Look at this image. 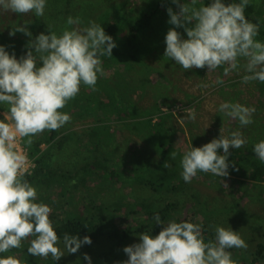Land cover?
<instances>
[{
	"label": "clouds",
	"instance_id": "clouds-1",
	"mask_svg": "<svg viewBox=\"0 0 264 264\" xmlns=\"http://www.w3.org/2000/svg\"><path fill=\"white\" fill-rule=\"evenodd\" d=\"M171 3L178 11L166 10L167 23L173 27L164 38V57L185 71L207 68L212 72L223 67L228 75L242 68L245 75L241 83H264V42L256 39L259 24L245 16L249 0ZM46 7L47 0H0V11L14 14L42 17ZM81 24L79 17L69 16L60 34L49 30L34 39L27 25L15 27L10 37L20 32L30 38L19 58L0 45V105L7 106L0 113V264H26L18 254L4 255L23 248L25 242L28 255L51 257L54 262L64 257L65 251L75 254L92 243L87 235L81 239L67 233L61 240L50 218L53 209L38 202L37 187L25 178L34 165L21 146H31L45 131H59L70 123L72 117L63 109L79 95L82 86L96 91L98 79L104 75L101 57L112 56L117 45L99 23L89 21L88 26L79 27ZM176 29H183L186 38ZM215 83L222 84L223 80L218 77ZM185 111L188 119H196L194 109ZM219 111L247 127L254 123L256 109L224 102ZM246 143L237 130L230 138L219 136L200 147L191 146L180 160L183 181L191 183L198 173L228 177L230 149ZM253 152L264 162V140L253 146ZM175 156L173 152L171 158ZM170 166L163 164L164 168ZM153 219L161 226L159 233H141L139 243L123 248L127 260L120 264H238L229 250L248 247L239 232L229 226H216L214 239L206 241L199 223L170 220L165 225L159 213ZM83 259L91 264L88 254H83Z\"/></svg>",
	"mask_w": 264,
	"mask_h": 264
},
{
	"label": "trees",
	"instance_id": "trees-1",
	"mask_svg": "<svg viewBox=\"0 0 264 264\" xmlns=\"http://www.w3.org/2000/svg\"><path fill=\"white\" fill-rule=\"evenodd\" d=\"M61 1L64 3L60 11L56 10L55 14L71 16L74 12V9H70V7L74 8L73 2ZM170 1H149L141 10H136L135 7L132 8L125 3L126 6L124 5L120 11H114L113 8L112 13L108 10L100 16L96 23L104 28L106 35L111 36L117 45L112 50V56L101 57L103 69L104 72L110 70L115 77L118 76L115 85L123 87L124 91L117 92L115 87L106 83L105 78L106 82L98 79L96 91L83 86L79 95L70 101L63 111L71 115L72 121L93 118L95 119L93 124L78 131H73L66 125L59 131H45L35 138L31 146L24 145L34 165L29 171L30 175L25 178L37 187L38 202L46 203L53 209L50 218L61 240L67 233L79 236L81 239L87 235L92 241L91 245H83L75 254L90 252L88 250L97 245L101 239H105L109 242L108 252L113 256H119L130 236H139L141 233L155 236L159 233L161 226L156 225L153 219L157 213L165 225L170 220L199 223L202 225L206 241L215 237V231L206 219L212 203L185 186L181 177V159L178 155L182 157L184 149H189L188 146L179 144L178 146L183 148L182 153L178 149L180 154L177 155V159L170 161L169 156L177 146L172 141L173 137L175 136L177 142L184 140V136L179 135L177 128L171 123L170 119L173 115L169 110L172 106L162 93L156 96L158 100L154 98L153 102L145 105L146 108L143 109L138 107L134 99L138 93L145 94L149 82L146 72L142 73L138 68L145 67L142 59L146 54L143 51L149 47V44L143 45L137 38L148 33L153 25L152 19ZM130 2L138 4L136 0ZM201 2L206 5L210 0H201ZM225 2L239 3L240 0H225ZM245 16L250 22L259 24V36L264 37V1L249 0ZM28 30L33 37L43 33L42 30ZM21 34L18 32L10 37L8 32L4 35L0 33V45L6 46L8 40L18 38L20 46H25L28 41L21 40L19 37ZM15 46L19 51V57L22 56L20 51L23 49L18 45ZM146 70H151L153 75L161 77V70L157 71V67ZM136 78H140V82H137ZM125 79L126 82H123ZM162 79L167 81L164 77ZM160 98L164 99V104L163 101L160 102ZM161 106H166L168 111L162 114ZM6 110V105H0V112ZM157 115L160 116L155 120ZM111 124H115L117 129H113ZM119 131H126L141 139L143 145L129 136V139H123L122 142L129 141L131 152L125 153L127 150L124 149L120 153L123 156H119ZM163 137L165 140H160ZM197 143L195 141L192 146H202ZM230 152V166L240 169L237 177L247 176L251 179V183H224L228 190L226 193L232 198L241 193L244 200L245 197H250L251 191L247 190L249 186H256L254 182L264 181V162L255 159L254 154L246 151L245 148H232ZM247 153H251L252 158L247 157ZM115 160L122 166L117 169L111 168L112 165L117 164L114 163ZM165 162L171 166L164 168ZM197 176L206 177L208 184L213 181L222 182L221 177L210 173H198ZM118 186L119 193L115 194L113 191ZM234 186L238 193L235 192ZM257 186L261 188L262 192L258 194L264 200V187ZM182 188L186 190L183 196ZM130 189L144 194H131ZM107 190L114 194L111 200L107 199L109 194L104 195ZM143 195L148 197H142ZM174 195H179L180 200L169 201L168 197ZM195 197L196 201H193ZM107 201H110V204ZM126 203L130 205L134 203V208H126L124 206ZM114 204L121 207L117 208ZM138 219L142 222H138ZM246 231L252 237L258 230L252 227L246 228ZM61 245L60 247L63 248V244ZM258 246L257 252L247 251V255L242 256L244 259L237 256L238 263L264 264V259L260 255L263 245ZM27 247L28 242H25L21 250L27 253ZM229 251L232 252V256L238 253V249L235 248ZM239 252L241 253L242 249H239Z\"/></svg>",
	"mask_w": 264,
	"mask_h": 264
},
{
	"label": "rangeland",
	"instance_id": "rangeland-1",
	"mask_svg": "<svg viewBox=\"0 0 264 264\" xmlns=\"http://www.w3.org/2000/svg\"><path fill=\"white\" fill-rule=\"evenodd\" d=\"M71 1L74 4V8L70 7V9H74L71 17H79L82 20V24L79 25V27H86L88 26L89 21H98V19L101 18L100 16L107 13L108 10H111L110 13L113 12V8L114 11H120L122 7L124 8V5L126 6L125 3H128L132 8L135 7L134 9L136 10H141V8L146 7L148 4L147 2L154 0H136L138 1V4L131 3L130 0ZM185 1L188 2V0H181V2ZM259 1L262 2L264 0ZM63 3L64 2L61 0H47V7L42 17H37L34 15V13L21 15L0 11V33L4 35L6 32L9 33L17 26L27 25L28 29L42 30L44 34H47L49 30L60 34L61 30L66 27V20L69 17L55 14L56 10L60 11ZM199 3H202L201 0H199ZM197 6H199V4ZM257 6H259V4ZM169 7L172 8L174 12L178 11L176 5L170 1L169 4L164 9L160 10L156 17L152 19L153 25L152 28L148 30V33L141 37L138 36L137 38L143 45H146L147 43L149 44V47L143 51V53L146 54V57L142 59L144 62L143 65L147 69H154L157 67V71L161 70V77L153 75L151 70H146V68L143 66L138 67L139 71H142V73L143 71L146 72V77H148L149 82L145 89V94L138 93L136 98H134L135 103L142 109L146 108L145 105H148L150 102L152 103L154 98L158 100L156 96L162 93L163 97H166L169 105L172 106L169 110V112L173 115L170 119L171 123L177 128V133L182 135V137L184 136V140L183 142H177L175 140V136L173 137L172 141L177 144L175 147L176 150L174 151L176 156L175 159H172L170 155V161L177 159V155L180 154L178 149L182 153L183 148L178 146L179 144H181V146L185 144L188 146V148H190L192 143H195L196 141L203 145L210 142L213 138H219V136L230 138L231 133L237 130L241 131L247 140V143L241 148H245L246 151H250L254 154L253 146L260 140H264V98L262 97L264 96V83H260L258 81H253L248 84L241 83V77L245 75V72L242 68L238 72H232L228 75L224 74L223 67L217 68L212 72H208L207 68L185 71L182 67L176 65L174 61L164 57V50L166 47L164 38L168 29L173 27L167 23L169 17L166 10ZM176 30L181 32V35L186 38V34L184 33L183 29ZM19 37L21 40L29 42L30 38L23 33ZM34 38L35 37L32 36V39ZM256 39L264 42V37H260L259 35L256 37ZM18 40V38H12L6 43V49L10 53L14 51L17 58H19V51L15 45H18L19 48L23 49V52H20L22 55H24L26 49L23 47H25L28 43L26 42L25 46H20ZM14 46L15 48H13ZM241 63H243V61H241ZM143 68L145 70H143ZM162 77L166 78L167 81H164ZM218 77L223 80L222 84L215 83ZM100 79L109 84V86L115 87L117 92L124 91L123 87L115 85L118 76L115 77V75L111 73L110 70L105 71L104 75L100 77ZM136 79H138V81ZM136 79L134 80L140 82V78ZM123 82H126V79ZM82 88L83 86L81 89ZM258 96L260 97V100L257 99ZM159 100L160 102L163 101L162 103L164 104L163 98H160ZM251 101H253V103H251ZM224 102H238L245 106L255 107L256 112L252 117L254 123L247 127H241L238 120L231 119L219 111L220 104ZM188 108L195 110L196 119L194 121L188 119V113L185 111V109ZM160 111L163 114L164 112L168 111V108L166 106H161ZM159 116L160 115L155 116V120H158ZM0 118H2V116H0ZM94 121L95 119L93 118H87L82 121H75L73 119V121L71 120L70 123L66 124V127H69V129L72 128L73 131H78L82 128H85L87 125L89 126L93 124ZM111 126H113V129H117L115 124H111ZM119 135V156H123L120 153H122L124 149L127 150L125 153L129 154L131 152L129 141L122 142L123 139H129V136H131V138L136 142H139L140 145H143V141L141 139L139 140L137 137L128 134L126 131H121ZM160 140H165V137L161 138ZM21 146L25 147L24 145ZM25 148L27 150V147ZM187 150V148L184 149V151ZM67 152L69 151L67 150ZM251 153H247V157L252 158ZM253 156L255 159L259 160L255 154ZM178 158L181 159L182 157L178 155ZM114 163L117 164L111 166L113 169H117L122 166V164L117 160H115ZM31 168L32 167L29 168V171ZM228 172V177H222L223 183L213 181L212 183L208 184L207 180L205 179L206 177L197 176L192 180L191 183H185V186H188V188L198 192L204 200H208L210 203H212V205L209 207L210 212L206 214V219L214 231L216 226H229L233 231L239 232L241 237L248 244L247 249H242L241 253L239 252V248H235L238 249V253L235 256H232L234 260L238 261L237 256H240L242 259H244L242 256L247 255V251L252 253L257 252L259 247L258 245H263V250L261 251L260 255L264 259V200L261 199L260 195L258 194L262 191L261 188L257 186L261 185L264 187V181L254 182L257 184L256 186H249L247 189H250L251 191L249 198L245 197L243 200L241 193L238 194L237 197L232 198L229 193H226L228 190L226 189L224 183H251V179L247 176L237 177L240 169L238 167L234 168L232 165L229 166ZM234 188L235 192H237V188L235 186ZM182 189L184 190L181 194L183 196L186 194V190L184 188ZM221 189L224 191V193L221 191ZM119 190L120 188L118 186V188H115L113 192L117 194L119 193ZM129 192L131 194L142 193L138 190L135 191L134 189H130ZM105 194H109L107 198L108 200H111L114 197V194L110 190L104 192V195ZM142 197L147 198L148 195H143ZM178 199L180 200L179 195L168 197V200L171 202H176ZM193 201H196V197ZM109 202L110 201H107V203ZM131 204L132 205L126 203L124 206H126L128 209H133L134 203ZM115 207L119 208L121 206L115 205ZM138 222H142L141 219H138ZM252 227L258 231L254 232L252 237H250L246 231V228ZM134 243H139L138 235L130 236L122 248L130 246ZM108 246L109 242L105 239H101L97 245L92 247L91 250H88L90 252H84L80 255L68 254L65 252V256L57 262H54L51 257L48 259L32 257L31 255L24 253V251L21 249H16L15 252L6 253L4 255L18 254L20 258L26 262V264H87V261L83 259V254L85 253L91 257V264H120V262L127 260V256L123 252L119 253V256H113V254H110L108 252Z\"/></svg>",
	"mask_w": 264,
	"mask_h": 264
},
{
	"label": "crops",
	"instance_id": "crops-1",
	"mask_svg": "<svg viewBox=\"0 0 264 264\" xmlns=\"http://www.w3.org/2000/svg\"><path fill=\"white\" fill-rule=\"evenodd\" d=\"M263 94V93H262ZM259 97V96H258ZM264 98V96H262ZM259 100H260V97H259ZM251 103H253V101H251ZM253 107V106H252Z\"/></svg>",
	"mask_w": 264,
	"mask_h": 264
},
{
	"label": "bare ground",
	"instance_id": "bare-ground-1",
	"mask_svg": "<svg viewBox=\"0 0 264 264\" xmlns=\"http://www.w3.org/2000/svg\"><path fill=\"white\" fill-rule=\"evenodd\" d=\"M186 2V1H185ZM162 3V2H161ZM200 190V189H199ZM205 193V192H204ZM142 228V227H141ZM145 228V227H144Z\"/></svg>",
	"mask_w": 264,
	"mask_h": 264
}]
</instances>
